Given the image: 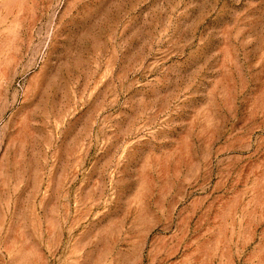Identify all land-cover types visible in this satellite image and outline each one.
<instances>
[{
  "label": "rangeland",
  "instance_id": "rangeland-1",
  "mask_svg": "<svg viewBox=\"0 0 264 264\" xmlns=\"http://www.w3.org/2000/svg\"><path fill=\"white\" fill-rule=\"evenodd\" d=\"M0 264H264V0H0Z\"/></svg>",
  "mask_w": 264,
  "mask_h": 264
}]
</instances>
